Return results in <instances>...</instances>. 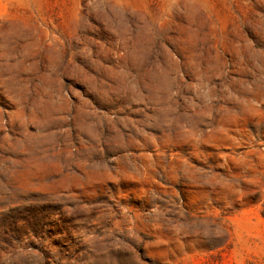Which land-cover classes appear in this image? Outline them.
I'll return each mask as SVG.
<instances>
[{"label":"rangeland","instance_id":"1","mask_svg":"<svg viewBox=\"0 0 264 264\" xmlns=\"http://www.w3.org/2000/svg\"><path fill=\"white\" fill-rule=\"evenodd\" d=\"M0 264H264V0H0Z\"/></svg>","mask_w":264,"mask_h":264}]
</instances>
